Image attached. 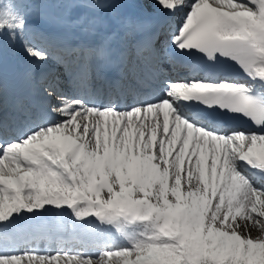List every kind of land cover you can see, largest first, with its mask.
I'll return each instance as SVG.
<instances>
[{"label":"snow or ice","instance_id":"6c2138e0","mask_svg":"<svg viewBox=\"0 0 264 264\" xmlns=\"http://www.w3.org/2000/svg\"><path fill=\"white\" fill-rule=\"evenodd\" d=\"M154 4L156 30L121 0H68L96 39L42 47L33 0H0V42L19 47L39 99L10 128L0 59V264H264V0ZM197 52L239 78L173 79ZM38 240L65 247L19 251Z\"/></svg>","mask_w":264,"mask_h":264},{"label":"bare ground","instance_id":"6f19581e","mask_svg":"<svg viewBox=\"0 0 264 264\" xmlns=\"http://www.w3.org/2000/svg\"><path fill=\"white\" fill-rule=\"evenodd\" d=\"M121 2L124 4V7L119 9L118 11L122 15L128 16L130 18L131 17H133V18L137 17L138 18L142 14L141 11L143 10V8H145V6L156 8L154 1H152V0H121ZM75 10L78 11V10H80V8H75ZM81 10H82V8H81ZM86 11H84L81 15H83ZM45 15L46 14L41 10V11H38L37 13H35L30 18V24H32L35 28V43L37 45L42 46V47H47V46L56 45V44H58L60 42H64V41L70 42L72 44L75 43V40L72 39L71 37H69L70 36L69 35L70 30L68 32H66L67 34H65L63 31L55 30L56 28H54V29L50 28V26L44 21V20H46ZM165 27L173 28V23L171 22L170 26L164 25V28ZM75 31H78V30H75ZM3 52H6V51L4 50ZM23 58H25V57L23 56ZM0 59H2L4 72H7V73L8 72L9 73H15L16 72V76L21 74V76H19V77H22V79L17 80L16 83H17V87H18L17 92L22 91L21 90V87H23L22 86V80H23V75L25 72L24 66H21L19 63L15 62L14 67H13L11 65V63L6 59V56L3 55V53H0ZM23 61H25V59ZM19 68H22V70L20 71ZM18 98H19L18 96L15 97V102L10 107V109H12V110H15V109L18 110L14 123L13 124L9 123L10 128H16V127H22L23 126L24 115L20 111L19 105L21 102L23 103L25 101V96L22 95L20 100ZM110 128H111V126H109V131H110ZM9 138H10V136L7 132L0 134V139H2V140H6ZM54 211L55 210L53 209L52 212H50L48 215H52L54 213ZM251 234L259 235V233L255 229L252 230ZM254 236H256V235H254ZM46 241L47 240H38L34 243L29 242L27 244L21 245L19 247V251L23 252L25 250L35 248V249L41 251L42 253H47V252H53L54 253L55 251L59 250L60 248L65 247L64 244H61L57 241H51L50 243L45 244L44 242H46ZM67 247L71 248L72 245L69 244V245H67ZM93 258L95 259L96 257L94 256Z\"/></svg>","mask_w":264,"mask_h":264},{"label":"rangeland","instance_id":"374dc122","mask_svg":"<svg viewBox=\"0 0 264 264\" xmlns=\"http://www.w3.org/2000/svg\"><path fill=\"white\" fill-rule=\"evenodd\" d=\"M67 2L68 0H33L35 6L32 10V16L38 11L42 10L46 14V20L44 21L50 26V28H56V30L63 31L65 34H67L66 32L71 30V28L73 27L70 22L80 17L84 12V10H81V8L78 11H76L75 8L69 9L68 7H66ZM4 50L6 52L9 51L13 53L17 60L15 62L19 63L21 66H24L26 71L27 64L25 61H23L25 58H23V54L18 46H10L5 39L3 42H0V51ZM19 70L21 71L22 68H19ZM254 235L257 236V234ZM254 235L252 234L253 237H255Z\"/></svg>","mask_w":264,"mask_h":264}]
</instances>
